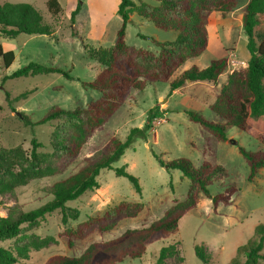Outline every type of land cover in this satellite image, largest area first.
<instances>
[{
	"label": "rangeland",
	"instance_id": "rangeland-1",
	"mask_svg": "<svg viewBox=\"0 0 264 264\" xmlns=\"http://www.w3.org/2000/svg\"><path fill=\"white\" fill-rule=\"evenodd\" d=\"M48 1L0 0L1 3L33 5L42 15L44 23L55 32L53 35L20 34L14 39L0 35V45L14 51L16 56L9 69L4 68L0 59V149L21 147L30 153L32 140L35 139L42 145L39 152H52L51 135L59 122L27 125L25 116L37 123L54 107L85 108L101 97L98 91L82 86L83 82L93 81L102 68L98 62L88 58L87 49L110 48L114 45L122 25V18L118 14L120 0H57L60 5L57 15L49 12ZM133 1L138 5H158L156 0ZM236 1V9L226 17L215 12L210 14L207 28L213 24L216 33L210 32V49L198 59L188 61L172 77V80L179 77L193 65L205 69L212 60L227 58L228 67L219 77L218 83H215L218 86L216 91L210 89L212 83L205 82H187L175 93L171 92L168 83L150 84L143 91H132L122 107L89 138L77 157L59 162V174L32 180L0 197V217H6L9 213L18 215L43 206L53 199L51 188L54 183L77 173L87 163L100 159L108 152L112 138L125 141L132 129L144 127L149 111L157 107L164 115L155 121L147 138H138L111 169L101 171L97 178L98 189L68 202L67 206L77 209L80 216L67 227L76 229L89 217L102 216L124 201L142 203L143 212L135 218L121 219L109 233H93L84 240L74 241L73 247H69L67 239L61 237L66 227L62 225L61 213L56 211L47 215L36 227H23L25 235L40 238L52 236L56 242L40 250L30 249L28 256L18 258L15 264H44L50 257L57 255L80 256L93 243L116 239L127 230L145 228L161 219L177 201L186 199L190 181L179 170L162 167L157 157L165 161L187 158L196 167L204 159L220 164L226 168L228 175L209 186L211 194L222 193L232 184L239 191L231 205H220L217 210L210 199L201 195L197 207L180 221L177 232L147 245L141 258H127L120 264H157L162 248L178 244L180 253L173 254L163 264H203L196 255L197 246L207 249L212 258L211 264H230L239 246L249 240L257 241L255 228L264 225V169L260 170L253 182H249L250 169L239 149L242 147L250 152H264V146L237 128L228 129L227 142L218 141L186 114V111L192 110L210 122H223L210 110L209 104L217 98L231 74L246 68L250 57L247 37L242 28L244 8L250 0ZM78 6L81 10L75 18V24H72L71 13ZM73 32L76 33L75 37ZM255 34L257 41H261L264 36V15L259 16ZM176 36V32L161 30L137 14H132L125 41L131 47L157 55L159 48L151 38L165 42L175 40ZM31 62L60 67L69 71L74 79L52 73L5 80ZM7 93L10 100H7ZM23 94H27L26 97L19 98ZM205 150L206 156L203 154ZM122 167L139 179L141 193L135 190L127 178L116 175V169ZM20 244L15 238L0 243V246L16 254V247ZM238 259L245 261V256L240 254ZM259 264H264V261Z\"/></svg>",
	"mask_w": 264,
	"mask_h": 264
},
{
	"label": "trees",
	"instance_id": "trees-1",
	"mask_svg": "<svg viewBox=\"0 0 264 264\" xmlns=\"http://www.w3.org/2000/svg\"><path fill=\"white\" fill-rule=\"evenodd\" d=\"M158 5L147 3L136 4L133 0H120L118 14L122 25L117 38L110 48H88L90 60L98 62L102 68L91 82H83L85 89L101 93L100 99L91 102L85 108L63 109L52 108L46 116L33 123L25 116L27 125H45L59 122L51 135L52 152L42 153L41 144L32 140L30 153L21 147L0 149V197L30 181L59 174V162L65 158L77 157L89 138L100 130L108 120L122 107L132 91H143L150 84L168 83L171 92L186 86L190 80L196 82L217 83L228 67L227 58L212 60L208 67L199 69L196 65L182 72L173 79V75L188 61L198 59L208 49V18L215 12L226 17L237 7L236 0H156ZM47 7L50 13L57 15L60 5L57 0H49ZM81 8L76 7L71 13L72 24ZM132 14H137L157 28L177 33L173 41L151 40L159 48L155 55L151 51L136 49L126 41V28ZM264 15V0H250L244 8L242 28L247 37V49L250 57L244 70L234 72L228 78L217 98L209 104L210 110L223 122L208 121L196 111H186L188 118L212 133L218 141H228V129L237 128L249 137L258 140L264 146V36L257 41L255 30L259 25V16ZM50 25L44 23L40 12L28 3L0 2V35L14 39L20 34L53 35ZM73 36L76 33L73 32ZM144 38H148L143 36ZM14 51H4L0 45V59L5 69L15 61ZM58 73L73 80L69 71L54 65H43L31 62L18 69L7 79L34 77ZM27 94L19 98L26 97ZM17 98V99H19ZM7 100L10 95L7 93ZM164 112L155 107L148 113L147 122L142 128H134L125 141L112 138L108 152L96 162H89L77 173L54 183L51 188L53 199L43 206L18 215L9 213L0 217V243L18 239L22 243L16 247V254L0 246V264H15L18 258H26L30 249L40 250L56 242L48 236L40 238L23 234L24 226L33 228L39 225L47 215L56 211L61 213V222L65 228L61 237L67 239L69 247L74 241L84 240L93 233L105 234L113 231L121 219L135 218L144 210L142 203L121 202L107 210L102 216L89 217L76 229L67 225L78 220L80 212L68 207V202L75 201L89 191L99 188L98 176L104 169H111L125 153L126 149L138 138H147L155 121L162 119ZM250 173L248 181L253 182L261 169H264V152H250L240 147ZM206 156V150L204 151ZM159 164L168 170H179L190 181L186 199L176 202L164 216L141 229L127 230L120 237L91 244L80 256L57 255L50 257L44 264H120L125 259H139L147 245L155 240L175 233L183 217L197 207L202 196L210 199L215 210L220 205H231L239 188L232 184L222 193L212 195L209 186L227 177L226 168L206 159L199 167L187 158L165 161L157 157ZM118 177L127 178L138 193H141L139 179L128 173L125 167L116 169ZM257 241L249 240L237 248L236 257L230 264H259L264 261V225L255 228ZM179 252V244L164 247L160 250L157 264ZM180 253V252H179ZM243 254L245 261L238 256ZM196 255L203 264H211L212 258L204 246L196 247Z\"/></svg>",
	"mask_w": 264,
	"mask_h": 264
},
{
	"label": "crops",
	"instance_id": "crops-1",
	"mask_svg": "<svg viewBox=\"0 0 264 264\" xmlns=\"http://www.w3.org/2000/svg\"><path fill=\"white\" fill-rule=\"evenodd\" d=\"M212 31V33L214 34V35H216V33H215V26L212 24L210 27L208 26V33H209V36H210V32ZM216 37V36H215ZM218 40V39H217ZM210 42V41H209ZM210 46H211V44H209L208 43V49H210ZM3 47V46H2ZM3 49H4V51H10V50H7V49H5L4 47H3ZM200 83H202V82H200ZM205 83H208V82H205ZM218 83V82H217ZM211 90H213V91H216L217 89H218V86H216L215 85V83H212V85H211V88H210ZM177 91V90H176ZM176 91H174L173 93H175ZM214 101V100H213ZM212 101V102H213Z\"/></svg>",
	"mask_w": 264,
	"mask_h": 264
},
{
	"label": "water",
	"instance_id": "water-1",
	"mask_svg": "<svg viewBox=\"0 0 264 264\" xmlns=\"http://www.w3.org/2000/svg\"><path fill=\"white\" fill-rule=\"evenodd\" d=\"M188 82H191L190 80ZM18 115H20L19 113H17ZM232 143H234L233 141H231Z\"/></svg>",
	"mask_w": 264,
	"mask_h": 264
}]
</instances>
